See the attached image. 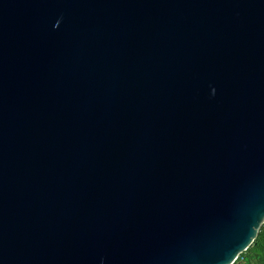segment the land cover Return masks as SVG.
Returning <instances> with one entry per match:
<instances>
[{
    "label": "water",
    "instance_id": "1",
    "mask_svg": "<svg viewBox=\"0 0 264 264\" xmlns=\"http://www.w3.org/2000/svg\"><path fill=\"white\" fill-rule=\"evenodd\" d=\"M263 223L264 0H0V264H232Z\"/></svg>",
    "mask_w": 264,
    "mask_h": 264
},
{
    "label": "trees",
    "instance_id": "2",
    "mask_svg": "<svg viewBox=\"0 0 264 264\" xmlns=\"http://www.w3.org/2000/svg\"><path fill=\"white\" fill-rule=\"evenodd\" d=\"M264 223L253 243L232 264H264Z\"/></svg>",
    "mask_w": 264,
    "mask_h": 264
},
{
    "label": "snow or ice",
    "instance_id": "3",
    "mask_svg": "<svg viewBox=\"0 0 264 264\" xmlns=\"http://www.w3.org/2000/svg\"><path fill=\"white\" fill-rule=\"evenodd\" d=\"M59 21H56V23H58ZM262 243H264V239H262Z\"/></svg>",
    "mask_w": 264,
    "mask_h": 264
}]
</instances>
